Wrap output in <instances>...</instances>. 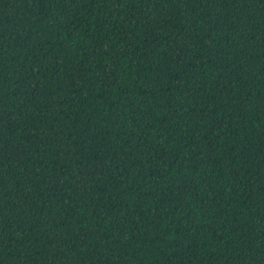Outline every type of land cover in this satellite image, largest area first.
I'll list each match as a JSON object with an SVG mask.
<instances>
[{
	"label": "trees",
	"instance_id": "obj_1",
	"mask_svg": "<svg viewBox=\"0 0 264 264\" xmlns=\"http://www.w3.org/2000/svg\"><path fill=\"white\" fill-rule=\"evenodd\" d=\"M0 264H264V0H0Z\"/></svg>",
	"mask_w": 264,
	"mask_h": 264
}]
</instances>
